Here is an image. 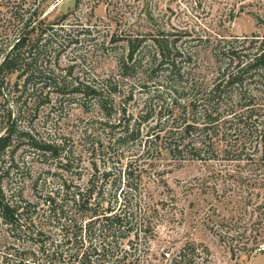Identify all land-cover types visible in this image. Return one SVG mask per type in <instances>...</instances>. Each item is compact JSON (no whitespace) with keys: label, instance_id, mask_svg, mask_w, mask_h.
Listing matches in <instances>:
<instances>
[{"label":"trees","instance_id":"trees-1","mask_svg":"<svg viewBox=\"0 0 264 264\" xmlns=\"http://www.w3.org/2000/svg\"><path fill=\"white\" fill-rule=\"evenodd\" d=\"M255 18L264 26V19ZM67 19L64 14L50 21L35 5L29 15L12 13L11 21L0 27V100L8 97V90L15 96L31 92L33 101L26 129L18 124L19 110L18 118L9 113L3 123L0 109V167L15 164L17 150L28 142L40 157L65 161L61 166L69 173L47 194L48 209L38 227L31 211L35 204L7 193L0 180V224L7 231L0 239V264H156V253H151L157 235L155 210L147 201L142 172L132 161L119 165L131 153L137 161L163 156L180 164L192 160L250 168L253 188L259 189L247 194L249 204L255 200L249 219L236 217L234 224L224 218L209 229L221 240L232 234L222 233L228 226L236 227L237 235L241 229L253 233L250 253H264V35L185 41L164 32L150 39L128 36L116 59L117 73L90 79L75 73V65L60 75L48 69H57L61 54L81 42V34L60 33ZM5 38H11L8 47L2 45ZM105 44L96 50H104ZM41 49L54 50V65L42 59ZM37 80L43 82L40 89L33 84ZM37 91L38 96H31ZM51 94L56 107L67 102L97 111L85 132L108 131L110 144L122 155L93 157L85 165L79 155L71 159L66 138L57 142L37 137L32 116L53 103ZM7 168L5 175L12 170ZM242 194L222 193L218 198L237 199L239 204L246 200ZM167 243L161 250L166 264H213L209 250L194 242L168 260Z\"/></svg>","mask_w":264,"mask_h":264},{"label":"rangeland","instance_id":"rangeland-1","mask_svg":"<svg viewBox=\"0 0 264 264\" xmlns=\"http://www.w3.org/2000/svg\"><path fill=\"white\" fill-rule=\"evenodd\" d=\"M35 5H40L43 17L48 16L50 21L68 14V19L59 26L64 28L60 33L81 34V42L68 47L61 54L58 68H48L56 71L55 75H60L72 65H75V73H85L90 79L116 74V59L122 54V46L128 36L143 35L150 39L152 35L164 32L185 41L217 35H264V26L255 18L259 16L264 19V0H0V27L5 20L11 21L12 13L19 11L29 15ZM11 38L1 40L5 41L3 47L9 46ZM59 40L67 45L63 38ZM103 42L106 43L105 49L98 47L99 50H96ZM41 50L42 59L50 60L54 65V50L52 53L48 49ZM35 83V88H42L43 82L37 80ZM39 92L31 96L36 97ZM5 93L8 97L0 100L3 123L7 122L9 113L14 119L18 118L19 110L22 115L18 124L21 129H26L31 121L29 110L33 101L28 97L31 92L27 95L16 93L17 96L8 93V90ZM51 95L53 103L40 107L36 116H32L37 137L57 142L66 138V150L71 151V159L79 155L85 165L93 157L99 159L110 153L122 155L121 149L114 148V142L110 144L108 131L85 132L88 124L99 116L97 111L75 104L68 105L67 102L63 103L62 108L56 107V96ZM148 127L143 126V136ZM2 129L0 127V134ZM137 157L132 153L127 154L123 160L121 157L119 165L132 161L133 168L142 172L141 183L147 193V201L155 210L153 216L157 235L151 243V253H156V258L151 253L150 256L156 264L167 263L161 256L167 242L170 247L168 260H172L186 243L194 242L209 250L213 264H264V253L259 250L250 253L252 243L248 242L254 239L255 234H243L241 229L238 231L243 235L241 238L235 233L236 227L228 226L222 233L232 234L221 240L209 229L214 223L221 224L224 218L232 219L234 224L236 217L249 219L255 200L249 204L247 194L259 189L253 188L254 182L250 180L253 171L250 168L192 160H184L180 164L163 156H145L137 161ZM15 161L12 166L9 163L1 165H4V170L0 167V180L7 193L35 204L31 211L38 227L40 218L45 217L48 209L45 198L58 187L65 173L61 165L66 162L40 157L38 152L29 148L28 142L17 150ZM76 165L75 162L73 169ZM7 167L12 169L9 175L4 174ZM68 175L64 174L65 177ZM222 193H243L246 200L239 204L236 203L237 199L234 202L228 198L219 200L218 196ZM245 221L242 220V224ZM5 234L6 227L0 224V239Z\"/></svg>","mask_w":264,"mask_h":264},{"label":"water","instance_id":"water-1","mask_svg":"<svg viewBox=\"0 0 264 264\" xmlns=\"http://www.w3.org/2000/svg\"><path fill=\"white\" fill-rule=\"evenodd\" d=\"M263 249V248H262Z\"/></svg>","mask_w":264,"mask_h":264}]
</instances>
